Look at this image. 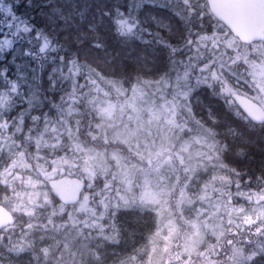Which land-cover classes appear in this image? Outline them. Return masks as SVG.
I'll use <instances>...</instances> for the list:
<instances>
[{"label": "rangeland", "instance_id": "1", "mask_svg": "<svg viewBox=\"0 0 264 264\" xmlns=\"http://www.w3.org/2000/svg\"><path fill=\"white\" fill-rule=\"evenodd\" d=\"M36 1L37 8L49 7L46 10L61 20L53 26L69 27L59 8L61 0ZM129 1L116 4V38L153 48L154 55L166 40L170 51L166 62H143V75L107 62L96 67L99 60L87 65L77 56L65 57L71 38L62 32L54 33H61L63 49L56 56L54 37L33 26L21 9L23 2L29 10L32 0H0V19L5 26L14 21L16 32L25 38L16 52L17 38L12 42L0 27V177L6 190L0 201L19 222L0 235V252L15 258L12 253L19 256L35 247L29 264H252L264 253V175L250 170L243 153L236 155L239 147L227 125L235 124L264 145V125L255 129L235 107L232 94L252 98L255 93H245L250 86L264 89V45L239 43L212 20L206 0ZM156 12L181 22L185 43L167 39L165 34L172 38L177 28ZM43 44L50 47L44 55ZM12 53L24 59L16 62ZM120 56L116 61L121 62ZM161 70L165 74L156 77ZM58 74L59 85L53 81ZM56 93L61 94L58 100ZM161 110L185 114L189 150L196 161L216 160L214 169L197 166L195 188L178 192L175 208L165 206L141 216L118 212L114 203L96 204L83 194L75 206L60 202L58 192L76 177L59 161L51 166L60 145L85 130L98 132V125L142 120L149 111L157 118ZM190 112L194 116L189 117ZM38 177L50 184L54 202H49ZM144 199L154 202L156 197L146 192ZM134 222L140 229H132ZM35 236L39 238L34 245Z\"/></svg>", "mask_w": 264, "mask_h": 264}, {"label": "clouds", "instance_id": "2", "mask_svg": "<svg viewBox=\"0 0 264 264\" xmlns=\"http://www.w3.org/2000/svg\"><path fill=\"white\" fill-rule=\"evenodd\" d=\"M137 72L143 75L142 70L137 69ZM164 74L161 70L156 77ZM252 93H255L253 102L264 106V89L250 86L249 94ZM187 115L192 117L194 113ZM187 124L185 114L163 110L157 118L149 111L142 120L129 118L115 125L101 124L94 134L85 130L79 137L67 139L59 146L51 166L59 161L80 180L83 195L96 204L111 206L114 203L118 212L147 216L165 206L175 208L179 199L177 193L195 188L192 180L197 166L214 169L216 163L213 157L195 160L194 151L189 150ZM244 151L237 148L236 155ZM40 182L44 184L49 202H54L55 193L50 184L42 179ZM146 192L155 195L154 202L145 201ZM99 257L97 253V259ZM196 264H204V261ZM213 264H227V261L217 260Z\"/></svg>", "mask_w": 264, "mask_h": 264}, {"label": "trees", "instance_id": "3", "mask_svg": "<svg viewBox=\"0 0 264 264\" xmlns=\"http://www.w3.org/2000/svg\"><path fill=\"white\" fill-rule=\"evenodd\" d=\"M122 2L125 5L126 4L128 5L130 1L129 0H61L59 4V8L64 13V18L67 19L69 24V27L63 26L62 29L60 25L53 26V23H55L57 20L60 19L58 17H55L50 11H47L46 9L49 8L47 6L42 5V7L37 8L36 0H32L29 10H27L26 7H24L25 6L24 3L21 2L22 4L21 9L26 12V16L32 21L31 24L33 26L39 29L43 28L44 30H41L42 32L54 37V44L56 45L58 44V52L56 56L62 55L63 49L59 41V39L61 38L60 37L61 33L60 35H54V33L62 32L66 34V36L71 38L67 47L64 48L65 57L71 58V56L73 55L77 56V59L80 64H87V65L90 64L89 60H99L101 63L94 64L96 67H99L100 65L107 62L109 64H114L119 66L121 71L134 73V71L136 70V74L139 75L140 73L137 72V68L144 72L143 67L140 66L141 64H143V62H148L147 64H149V61L151 59L154 60V58H156V61L164 60L166 62L167 59L170 57V51L168 47H165L166 40L161 42L162 46L158 45V47L160 48H158V51H156L157 52L156 55H154L155 49L144 48L140 46V43H138L137 41L131 43L130 40H128L127 43L132 44L133 48L130 49L124 48L119 50L112 49L113 52L108 49V47L110 49L111 47L108 43L107 37L114 38L118 41H123L121 38L118 39L116 38L117 36L115 35V32L117 31L115 28H113V25L115 23V14L117 12L116 8L118 7L116 4ZM73 5H74V9L77 11H74ZM125 10L128 11V8H126ZM151 12L154 11H150L149 13ZM158 15L164 18L166 21H168L171 28L174 27L177 28V31L174 32L175 34H172V38L170 37L168 38V35L165 34V36H167V39L172 41L173 44H178V42L185 43L186 34H184L183 32L181 22L176 17H173L169 14L166 16L161 14ZM59 22H61V20ZM103 24L110 25V26L107 25L109 29L102 27ZM76 44L77 46L75 47ZM15 48L17 52L20 48V45H16ZM128 50L131 52H128ZM95 52L97 54H95ZM12 54L15 56L16 62H21V60L24 59V58H20V56L18 54L16 55V53H12ZM121 54H122L121 62L116 61L117 56L121 57L120 56ZM122 67L125 68V70ZM48 70L50 71L51 69L49 68ZM60 78H61V74L55 75L53 77V81H55L54 84L59 85ZM225 124L227 125L228 123L226 122ZM227 129L233 135L235 139V143H237V146L239 148L245 149L242 155L246 158L245 161L247 162L250 170L264 173V145L261 144L256 137L243 134L241 130H239L235 126V124L233 125L228 124ZM2 180L3 178L0 177V193H4L6 191L3 190L4 184L1 183ZM37 207L39 206L37 205ZM18 223L19 222L17 221V224L12 228L15 229L16 226H18ZM132 225H133L132 227L133 230H138L141 227L140 225L139 226L136 225L135 222ZM7 230L0 233V235L6 232ZM35 238L36 239L34 241V245L38 241L39 237L35 236ZM35 250L36 248L33 247L31 251L24 252L19 256L12 253L11 255L14 256L15 258L8 256V254H5L1 251L0 263L8 264L10 262L9 260H11L14 261V263L16 264H29L28 258L30 257V254L33 253V251ZM252 264H264V253L262 257L255 260Z\"/></svg>", "mask_w": 264, "mask_h": 264}, {"label": "water", "instance_id": "4", "mask_svg": "<svg viewBox=\"0 0 264 264\" xmlns=\"http://www.w3.org/2000/svg\"><path fill=\"white\" fill-rule=\"evenodd\" d=\"M211 13L223 22L243 43L249 44L264 41V0H208ZM47 46L41 51L45 52ZM235 100L243 111L253 115L263 114L259 106L249 99L235 95ZM82 185L78 178L58 192L62 203L75 205L80 201ZM250 223L255 220L250 219ZM15 216L6 207L0 204V231L13 226Z\"/></svg>", "mask_w": 264, "mask_h": 264}, {"label": "flooded vegetation", "instance_id": "5", "mask_svg": "<svg viewBox=\"0 0 264 264\" xmlns=\"http://www.w3.org/2000/svg\"><path fill=\"white\" fill-rule=\"evenodd\" d=\"M9 23V22H8ZM2 26V28H4L3 29V31L9 36V38L11 39V41L13 42L14 41V37H16L17 38V40H16V43L17 44H22L23 43V41L25 40V38L21 35V33H18V32H16V28L14 27V26H10V25H4V22H2V20L0 19V27ZM217 91H218V89H217ZM205 93H211L210 91H207V92H205ZM245 93H249V92H245ZM57 95H53L54 96V99L55 100H58L59 98H61V94H59V93H56ZM233 94V98H234V95H236V94H238V95H242V96H245V97H247V98H249V99H251V100H253L251 97H248V96H246V95H243V94H241L240 92H238V91H236V92H233L232 93ZM63 99H65V98H63ZM235 107L237 108V110H239L240 111V113L241 114H243L242 116L243 117H245V118H247L248 120H249V118L245 115V113L240 109V107L238 106V104L236 103L235 104ZM263 107V106H262ZM264 108V107H263ZM11 111V113L15 110V109H10ZM250 121V120H249ZM251 122V121H250ZM252 123V122H251ZM253 124V123H252ZM254 125V124H253ZM263 125H260V126H257V125H254V128L255 129H261V128H259V127H262ZM261 204V203H260ZM260 204H258V205H260Z\"/></svg>", "mask_w": 264, "mask_h": 264}, {"label": "bare ground", "instance_id": "6", "mask_svg": "<svg viewBox=\"0 0 264 264\" xmlns=\"http://www.w3.org/2000/svg\"><path fill=\"white\" fill-rule=\"evenodd\" d=\"M107 40H108V43H109V45L111 47V49L109 47H108V49L111 50L112 52H113L112 49L119 50V49H123V48H127V49L133 48V45L132 44L125 43V42H121V41H118V40H116L114 38L107 37ZM76 46H77V44L75 45V47ZM95 54H97V53L95 52ZM257 175L262 176V175H264V173L259 172V174H257ZM255 179H257V177L253 179L254 184H256Z\"/></svg>", "mask_w": 264, "mask_h": 264}]
</instances>
